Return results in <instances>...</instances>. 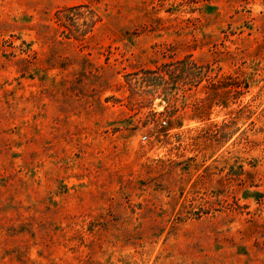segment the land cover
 I'll list each match as a JSON object with an SVG mask.
<instances>
[{
  "label": "rangeland",
  "instance_id": "obj_1",
  "mask_svg": "<svg viewBox=\"0 0 264 264\" xmlns=\"http://www.w3.org/2000/svg\"><path fill=\"white\" fill-rule=\"evenodd\" d=\"M0 264H264V0H0Z\"/></svg>",
  "mask_w": 264,
  "mask_h": 264
}]
</instances>
